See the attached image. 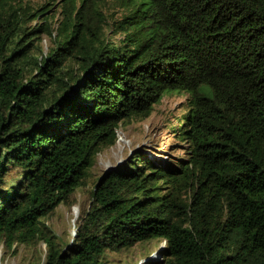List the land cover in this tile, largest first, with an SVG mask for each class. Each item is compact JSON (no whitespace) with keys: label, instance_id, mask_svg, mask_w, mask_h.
Listing matches in <instances>:
<instances>
[{"label":"trees","instance_id":"1","mask_svg":"<svg viewBox=\"0 0 264 264\" xmlns=\"http://www.w3.org/2000/svg\"><path fill=\"white\" fill-rule=\"evenodd\" d=\"M84 1L0 0L3 253L42 244L37 264H118L110 254L158 239L163 264H264V0H126L112 20ZM173 92L187 96L182 156L135 148L102 172L62 247L49 217L120 124Z\"/></svg>","mask_w":264,"mask_h":264},{"label":"rangeland","instance_id":"2","mask_svg":"<svg viewBox=\"0 0 264 264\" xmlns=\"http://www.w3.org/2000/svg\"><path fill=\"white\" fill-rule=\"evenodd\" d=\"M51 0H27L28 4L38 6ZM95 3L98 9L108 19H120L125 13L126 0H85V5ZM56 10V8H53ZM51 45L48 36L43 35L41 46L45 54ZM48 96L36 100V107L42 108L50 103ZM186 95L184 93H170L163 96L161 101L154 106L150 117L145 120L131 118L120 124L117 130V137L114 146L103 149L97 154L94 166L91 170V177L87 185L78 189L74 195V204L70 207L60 205L49 217L48 222L58 236V242L62 247L68 244L74 232L79 216L80 207L87 203L89 192L94 181L99 175L122 162L135 148L145 150L149 155L158 157L159 160L172 161L173 158L182 156L184 144L174 137L173 128L179 115L186 110ZM28 121L21 125V128L28 126ZM18 167H11L9 175L17 176ZM76 211V212H75ZM165 242L163 240H151L146 243L136 244L131 250L121 253L110 254L109 259L118 264H144L148 261L164 263V256L161 254ZM45 256L44 245L36 247L20 246L16 254H4L0 247L1 264H37Z\"/></svg>","mask_w":264,"mask_h":264},{"label":"water","instance_id":"3","mask_svg":"<svg viewBox=\"0 0 264 264\" xmlns=\"http://www.w3.org/2000/svg\"><path fill=\"white\" fill-rule=\"evenodd\" d=\"M75 233H76V232H74V235L72 236L71 241L67 244L68 247L71 245V243H72V241H73V238H74V236H75ZM0 264H1V263H0Z\"/></svg>","mask_w":264,"mask_h":264},{"label":"bare ground","instance_id":"4","mask_svg":"<svg viewBox=\"0 0 264 264\" xmlns=\"http://www.w3.org/2000/svg\"><path fill=\"white\" fill-rule=\"evenodd\" d=\"M76 212V211H75Z\"/></svg>","mask_w":264,"mask_h":264}]
</instances>
